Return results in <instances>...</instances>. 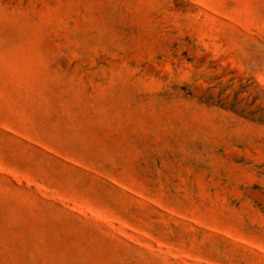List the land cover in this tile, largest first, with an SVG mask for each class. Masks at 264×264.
I'll return each mask as SVG.
<instances>
[{
	"label": "rangeland",
	"instance_id": "1",
	"mask_svg": "<svg viewBox=\"0 0 264 264\" xmlns=\"http://www.w3.org/2000/svg\"><path fill=\"white\" fill-rule=\"evenodd\" d=\"M0 264H264V0H0Z\"/></svg>",
	"mask_w": 264,
	"mask_h": 264
}]
</instances>
